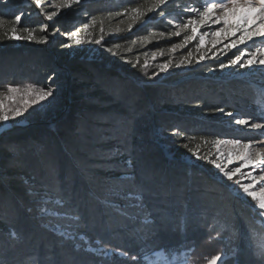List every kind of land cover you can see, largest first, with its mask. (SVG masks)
<instances>
[{"label":"trees","instance_id":"obj_1","mask_svg":"<svg viewBox=\"0 0 264 264\" xmlns=\"http://www.w3.org/2000/svg\"><path fill=\"white\" fill-rule=\"evenodd\" d=\"M34 31L36 38L20 46L3 39L0 79H31L60 60L83 83L66 88V108L56 116L0 135V264H148L153 252L170 253L172 264H200L223 251L206 241L217 247L229 241L225 264H264L248 241L253 230L264 232L254 202L227 180L216 182L208 162L193 156L220 136L204 127L219 124L216 110L238 106L231 95L255 108L264 103L261 85H249L243 98L233 80L154 81L105 53L99 61L55 60L53 49L62 43L45 40L42 27ZM79 33L86 36L83 26ZM154 90L148 99L145 92ZM26 139L38 154H24L19 144ZM203 214L208 220L201 226ZM112 248L136 261L119 260L115 251L105 255Z\"/></svg>","mask_w":264,"mask_h":264},{"label":"rangeland","instance_id":"obj_2","mask_svg":"<svg viewBox=\"0 0 264 264\" xmlns=\"http://www.w3.org/2000/svg\"><path fill=\"white\" fill-rule=\"evenodd\" d=\"M202 2L203 0H170V3L163 6V8L165 10L167 20H170L174 24L181 17L182 10L186 5L197 6ZM154 3L155 0H142L138 3H132V0H80L79 4H72L71 6H68L65 4L64 0H41V5L36 6L34 0H0V17H2V21H0V45L2 44L3 39H6V41H9L11 44L20 46L27 41H31L27 38L29 32H31L36 38L34 30L37 27H42L44 38L46 37L49 41H58L62 43L61 48L58 50L53 49L56 53L54 55L55 60L59 57L65 58L79 55L88 57L91 60L99 61L101 59V54L105 53L108 54L111 59H118L120 64L129 70L134 69L136 72L143 73L145 77L151 78L150 80L154 81L164 80L173 83V85H180L181 83L184 84L186 81L193 78H196V81H212V79L217 77L218 79L223 78L229 81L233 80L231 82L232 84H238V86L240 85L236 88H238V94L243 98L245 93L250 90L251 85H261V89L264 92V70H261L259 66H252L250 68L232 66L225 67L223 70H220L218 67L220 59L217 58L215 60L206 59L199 64H197L195 59H193V64L191 66L176 67L175 65L180 62L189 48H192V45L190 44L183 50H177L175 54L169 51L171 45L173 43H179L182 36L187 33H182L181 37L171 35V33L176 29L171 27L170 24L166 22L165 17L156 16L155 13L147 12V9L152 8ZM133 8H139L141 12L145 13V15L137 19H132L131 10ZM125 12H127L128 15H125ZM16 15L21 16L19 23L15 21ZM49 15H52V20L47 19ZM148 16H152L153 19L148 21L145 25L144 22ZM58 18L66 20L69 27H66L65 29L58 28L60 23L56 22ZM38 19L39 21L35 26H33L31 21H37ZM45 25L47 26L46 28ZM85 25H87V27H85ZM129 25H131V28ZM82 26L86 31L85 37L81 36L79 33V29ZM13 27L17 29V33L19 35L24 37L23 39H9ZM204 30L205 29L203 28L201 29V31ZM72 32H76L77 37L82 41L80 45H76L75 40L77 37H72ZM161 32L164 33V36L159 35ZM101 37H103V39H101ZM97 40H101L99 45L96 44ZM226 42L227 41H225V43ZM240 47L244 46L241 45ZM109 49H111V51H109ZM161 51L164 52L163 56L160 55ZM236 51L237 49H233L228 53V56L223 57L224 62H227V60ZM153 55H155L156 59H153ZM209 56H211V53H209ZM169 59H172L173 61L172 66L167 71H160L159 65ZM137 61H139V63H137ZM145 63H147V67H145ZM133 64H135L136 67H133ZM203 64H210L211 66L209 67L211 69L207 67L206 70H201L200 66ZM155 73H158V75ZM170 78H172V80ZM82 83L83 82L78 79L76 75L69 71L67 66L61 64L60 60L53 66L52 70H49L45 74H35L31 79L21 77L16 80V77H13L12 80H7L1 78L0 93H3L5 97L11 95L7 93L8 85L20 88V93L16 94V98L14 100H5V106L7 109H14L17 106H20L22 115L20 117L13 118L12 112L9 111V122L4 123L0 121V135L2 132L13 128L16 125H28L38 120L45 121L56 116L66 108V88L73 85L78 86ZM29 87H31L33 93L38 92L40 89L48 90L50 88L52 90V96L43 101L44 107H41L40 103H36L32 106L24 104V100L32 101L35 99L34 95L25 94V90ZM156 92V90L153 92L147 91L145 94L149 99L151 98L150 95H155L154 93ZM230 97H232L235 102H238V106H235L232 103L230 104L231 108L226 109L224 107H220L219 109H223V112L217 109V116L219 117H215L216 119H220V122L218 121L219 124H205L204 127L207 131L218 133L220 136H218V139L214 140L212 144L208 145L209 148L202 153V156H209L212 159H216V142L218 140L221 141L220 152H223L226 157L228 150L231 147L225 143L227 140L239 139L242 142H248L249 140H259L264 138V129L251 130L246 126L236 125L234 123V119H249L250 122L264 123V103H259L252 109L249 108V106H252L250 102L246 103V101L242 100V98H240L241 100L239 101V99L234 98L232 95ZM230 97H228L226 101H230ZM227 112H232L233 116L227 117L225 115ZM201 117L207 119L212 118L206 114H202ZM87 131L92 130L89 127L87 128ZM93 138H95V136ZM30 141V139H26L19 144L22 146L24 154L28 156L32 153L38 154V150L35 151V147L31 146ZM253 147L254 149H258L261 146L254 145ZM88 148L92 151L91 147ZM42 153L43 152L40 153V156ZM65 159L71 162L72 165H76L75 161L71 158L67 159L65 157ZM194 160H196V157ZM240 163L241 162L236 161L232 165H227V168L230 170L235 166H239ZM67 164L70 163L67 162ZM208 164L215 174L213 175L216 178V182L226 180V178H222L221 174H219V170L215 169L209 162ZM245 171H248V169H242V172ZM255 174L259 175V172ZM43 177L44 179H47L45 176ZM55 179L52 178V181H55ZM236 179H241L242 182L248 181L244 180L239 174L234 177L233 181H227L239 196L244 197L241 194L242 190L238 191V186L234 184ZM254 190L259 191V186H257ZM237 199L238 202H242L241 198ZM248 199L251 200V198ZM9 204L6 205L8 206ZM213 207V204H210L207 208L210 210ZM11 212L13 216H19V213L14 211ZM204 215L206 214H203L202 219L197 221L198 225L203 226L204 220H208V216L206 215L205 217ZM258 223L261 224L260 227L264 230V219H261V222ZM209 228H211V226ZM209 228L208 231H210ZM206 243L209 249H213V251H220V248L223 251L216 254L213 253V255L211 254V256L206 257L204 262L200 264H212L213 258L218 255L223 257V259L228 256L229 253L227 252V249H229L228 246H230L229 241H226L225 243L219 242V247L213 245V243L209 241H206ZM98 247L100 246H97L96 248ZM112 249H110L111 251H105V253L114 251L115 254L117 252L125 253L123 250H119L117 248L115 250ZM117 257L119 260H124L119 256ZM58 258H60V256H58ZM69 258L71 260V257ZM53 262L55 263L56 261L53 260ZM53 262L47 261L46 264H54ZM219 262L220 261H217L216 264ZM55 264H57V262ZM187 264L199 263L190 261L187 262Z\"/></svg>","mask_w":264,"mask_h":264},{"label":"snow or ice","instance_id":"obj_3","mask_svg":"<svg viewBox=\"0 0 264 264\" xmlns=\"http://www.w3.org/2000/svg\"><path fill=\"white\" fill-rule=\"evenodd\" d=\"M34 2L36 6L41 5V0H34ZM64 2L66 5L71 6L72 4H79L80 0H64ZM169 3L170 0H155L154 6L147 9V12L155 13L156 16L166 18L163 6ZM131 13L132 19H137L145 15L139 8H133ZM125 15H128V13L125 12ZM47 19L52 20V15H49ZM151 19L153 17L148 16L144 22L145 25ZM20 20L21 16L16 15L15 21L19 23ZM0 21H2V17H0ZM166 22L176 29L171 35L181 37L182 33H187L182 36L179 43H173L171 45L170 52L175 54L177 50H183L190 44L192 45V48H189L180 62L175 65L178 68L191 66L193 59L199 64L206 59L215 60L219 58L220 62L218 67L220 70L232 66H239L240 68L259 66L261 70H264V0H203L197 6L186 5L182 10L181 17L176 23L173 24L167 18ZM129 27L131 28V25ZM202 28L205 30L201 31ZM159 35L164 36V33L161 32ZM71 36L77 37V33L72 32ZM23 38L17 33V29L13 27L9 39L20 40ZM27 38L29 40L35 39L31 32H29ZM44 39L46 40V37ZM225 41L227 42L225 43ZM75 43L76 45H80L82 41L77 37ZM100 43L101 40L96 41L97 45ZM241 45L244 47H240ZM233 49H237V51L233 53L227 62H224L223 57L228 56V53ZM209 53H211V56H209ZM160 55L163 56L164 52L161 51ZM153 59H156L155 55H153ZM172 64V59H169L160 64L159 69L160 71H167ZM132 66L136 67L135 64ZM145 67H147V63H145ZM155 74L158 75V73ZM7 93L11 95L5 97L3 93H0V121L4 123L9 122V111L12 112L13 118L22 115L20 106L14 109H7L5 106V100H14L16 94L20 93V88L8 85ZM25 94L34 95L35 97L32 101L24 100L25 105L32 106L40 103V106L44 107L43 101L52 96V90L50 88L48 90L40 89L38 92L33 93L31 87H29L25 90ZM219 111L223 112V109H219ZM225 115L232 117L233 113L227 112ZM234 123L236 125L246 126L251 130L264 129V123L250 122L249 119H234ZM174 135L178 137L182 136L179 132H174ZM220 143L221 141L219 140L216 142V159H212L209 156H202L199 153H193V156L198 160L208 161L215 169L219 170V174H221L222 178H226L227 181H233L234 177L238 174L244 180L248 181L242 182L241 179H236L234 184L238 186V191L242 190L241 194L245 198H251V201L255 202L253 207L257 210L256 215L264 219V183H262L264 182V138L249 140L248 142H242L239 139L227 140L225 143L231 147L226 157L223 152H220ZM254 145H260L261 147L254 149ZM184 146L187 147V144ZM236 161L241 162L239 166H235L229 170L227 165H232ZM242 169H248V171L242 172ZM257 172H259V175L255 174ZM257 186H259V191L254 190ZM55 203L61 204L59 200ZM43 211L57 217L65 215L59 211H51L47 208L43 209ZM248 241L249 247L264 257V232L253 230L252 234L248 237ZM107 254L105 253V255ZM116 255L124 260L136 261V256L128 257L123 252H117ZM151 256L154 259H151L148 264H172L170 253L157 256L153 252ZM217 261H220V264H225L223 257L219 255L213 258L212 264H216ZM136 264H140V262L136 261ZM184 264H187V262L185 261Z\"/></svg>","mask_w":264,"mask_h":264}]
</instances>
